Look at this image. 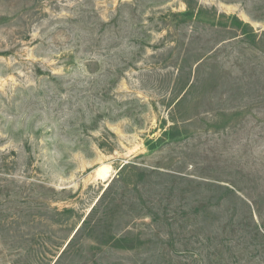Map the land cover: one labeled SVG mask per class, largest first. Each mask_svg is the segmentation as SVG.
<instances>
[{"label": "rangeland", "instance_id": "1", "mask_svg": "<svg viewBox=\"0 0 264 264\" xmlns=\"http://www.w3.org/2000/svg\"><path fill=\"white\" fill-rule=\"evenodd\" d=\"M130 162L157 223L58 264H264V0H0V264H55Z\"/></svg>", "mask_w": 264, "mask_h": 264}, {"label": "trees", "instance_id": "2", "mask_svg": "<svg viewBox=\"0 0 264 264\" xmlns=\"http://www.w3.org/2000/svg\"><path fill=\"white\" fill-rule=\"evenodd\" d=\"M180 134L177 128L166 130L159 139L149 141L147 146L152 151L157 145L159 146L175 140ZM147 172V169H137V165L134 162L125 164L92 207L89 215L82 222L75 236L68 243L55 264H58L71 249L77 235L88 227L90 228L89 234L91 235L98 234L106 237L109 234L114 242V248L133 250L138 247L140 238L133 237L136 221L149 217L152 223H157L158 217L156 216L159 215V212L156 203L144 202L142 195L140 198L129 197L126 199V197L130 186H132L135 193L140 194L139 185L146 180ZM123 218L126 220L124 224L121 222ZM206 240L210 241L209 238H206ZM216 255H218V252L214 248L207 249V261L209 264H216L213 261Z\"/></svg>", "mask_w": 264, "mask_h": 264}, {"label": "bare ground", "instance_id": "3", "mask_svg": "<svg viewBox=\"0 0 264 264\" xmlns=\"http://www.w3.org/2000/svg\"><path fill=\"white\" fill-rule=\"evenodd\" d=\"M95 174L99 180L106 181L107 185L112 178L113 171L109 165H101L99 168H97Z\"/></svg>", "mask_w": 264, "mask_h": 264}, {"label": "water", "instance_id": "4", "mask_svg": "<svg viewBox=\"0 0 264 264\" xmlns=\"http://www.w3.org/2000/svg\"><path fill=\"white\" fill-rule=\"evenodd\" d=\"M124 166V165H123ZM109 186V185H108ZM107 188V187H106Z\"/></svg>", "mask_w": 264, "mask_h": 264}]
</instances>
